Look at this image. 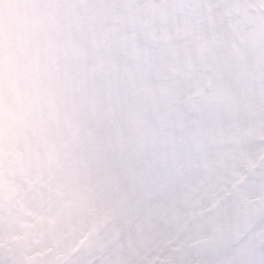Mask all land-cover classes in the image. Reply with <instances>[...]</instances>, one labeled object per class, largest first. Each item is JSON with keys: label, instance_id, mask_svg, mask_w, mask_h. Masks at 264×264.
Listing matches in <instances>:
<instances>
[{"label": "snow or ice", "instance_id": "snow-or-ice-1", "mask_svg": "<svg viewBox=\"0 0 264 264\" xmlns=\"http://www.w3.org/2000/svg\"><path fill=\"white\" fill-rule=\"evenodd\" d=\"M0 264H264V0H0Z\"/></svg>", "mask_w": 264, "mask_h": 264}]
</instances>
